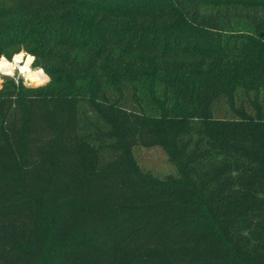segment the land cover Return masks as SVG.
Returning a JSON list of instances; mask_svg holds the SVG:
<instances>
[{
  "label": "trees",
  "instance_id": "obj_1",
  "mask_svg": "<svg viewBox=\"0 0 264 264\" xmlns=\"http://www.w3.org/2000/svg\"><path fill=\"white\" fill-rule=\"evenodd\" d=\"M14 47L0 264H264V0H0Z\"/></svg>",
  "mask_w": 264,
  "mask_h": 264
},
{
  "label": "rangeland",
  "instance_id": "obj_2",
  "mask_svg": "<svg viewBox=\"0 0 264 264\" xmlns=\"http://www.w3.org/2000/svg\"><path fill=\"white\" fill-rule=\"evenodd\" d=\"M18 54H22L23 56V59L21 60L20 65H26L27 61L29 60L28 65L33 69L41 71L43 74V77L40 78L36 83L29 82L21 74L20 68L17 67L15 69L14 74L0 73V86H1L2 80L7 77H12L17 82L18 80H21L24 84L30 85V86L42 85L48 81L49 77L46 74V72L43 70V68L38 64H34V55L22 47H20V49H16L14 47L10 49L9 52L1 54L0 55V67L2 66V63L4 61L13 64L15 56ZM135 155L140 165L142 166V168L151 170L153 173H155L158 176H163L167 173L175 172L174 165L168 159L165 151L159 146H148V147L139 146L135 150Z\"/></svg>",
  "mask_w": 264,
  "mask_h": 264
},
{
  "label": "bare ground",
  "instance_id": "obj_3",
  "mask_svg": "<svg viewBox=\"0 0 264 264\" xmlns=\"http://www.w3.org/2000/svg\"><path fill=\"white\" fill-rule=\"evenodd\" d=\"M23 59L22 54H18L15 56L13 64L4 61L2 63V66L0 67V73L5 74H14L15 69L17 67L20 68L21 74L32 83H36L40 78L43 77V74L41 71L31 68L28 65L29 60L27 61L26 65H20L21 60Z\"/></svg>",
  "mask_w": 264,
  "mask_h": 264
}]
</instances>
